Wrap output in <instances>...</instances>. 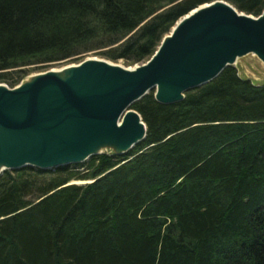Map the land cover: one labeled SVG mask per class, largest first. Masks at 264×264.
I'll list each match as a JSON object with an SVG mask.
<instances>
[{"label":"trees","instance_id":"1","mask_svg":"<svg viewBox=\"0 0 264 264\" xmlns=\"http://www.w3.org/2000/svg\"><path fill=\"white\" fill-rule=\"evenodd\" d=\"M213 1L0 0V83L94 51L143 64ZM153 94L132 105L146 137L127 154L1 174L0 264H264V84L229 66L181 102Z\"/></svg>","mask_w":264,"mask_h":264},{"label":"water","instance_id":"2","mask_svg":"<svg viewBox=\"0 0 264 264\" xmlns=\"http://www.w3.org/2000/svg\"><path fill=\"white\" fill-rule=\"evenodd\" d=\"M204 5L132 69L84 60L13 88L0 85V176L80 165L104 150L127 154L146 137L132 105L151 91L156 102L171 105L242 57L264 65V11L254 17L223 0Z\"/></svg>","mask_w":264,"mask_h":264},{"label":"rangeland","instance_id":"3","mask_svg":"<svg viewBox=\"0 0 264 264\" xmlns=\"http://www.w3.org/2000/svg\"><path fill=\"white\" fill-rule=\"evenodd\" d=\"M87 59H97V60L109 61V60L104 59V57H102L100 55L99 51H94V52H90V53L85 54L78 61H67L65 63L49 64L47 66L36 65V66L26 67L25 70H27V75L24 77V79L22 81L26 80L28 77H30L32 75L40 74V73H43V72H46L49 70H53V69H61V68H64V67L70 66V65H77L80 62L87 60ZM109 62L116 64V65H119V66L124 67V68H134L135 66H139V65H130L123 60H119L116 62H112V61H109ZM233 67L236 69L237 75L240 78L248 79L255 85L264 84V65L255 56L247 55L245 57H242L236 61V63L233 65ZM0 85H3V86L10 88L4 82L0 83ZM102 154H112V152L110 150H104ZM87 162L88 161H86L85 163H83L81 165L84 166ZM83 169H84L83 167L79 168V170H83ZM87 182L89 183L91 181H73L72 183L82 185V183L86 184Z\"/></svg>","mask_w":264,"mask_h":264},{"label":"bare ground","instance_id":"4","mask_svg":"<svg viewBox=\"0 0 264 264\" xmlns=\"http://www.w3.org/2000/svg\"><path fill=\"white\" fill-rule=\"evenodd\" d=\"M200 7V6H199ZM201 7H202V5H201ZM203 7H205V5L203 6ZM196 9V8H195ZM189 14V13H188ZM185 17V16H184ZM183 17V18H184ZM183 18H181L177 23H176V25L173 27V29H172V31L171 32H173V30L176 28V26L180 23V21L183 19ZM170 32V33H171ZM169 35V34H168ZM168 35H166V36H168ZM165 36V37H166ZM253 56V55H252ZM87 60H97V59H87ZM106 62H108V63H110L109 61H106ZM110 64H112V65H116V64H113V63H110ZM72 66H74V65H70V66H66V67H64V68H67V67H72ZM117 66H119V65H117ZM64 68H61V69H53V70H49V71H51L52 73H61V72H63V69ZM130 69H132V68H130ZM35 75H37V74H35ZM35 75H32V76H30V77H28L26 80H24V81H22L21 83H25V82H29L30 80H31V78L32 77H34ZM88 183V182H87Z\"/></svg>","mask_w":264,"mask_h":264}]
</instances>
